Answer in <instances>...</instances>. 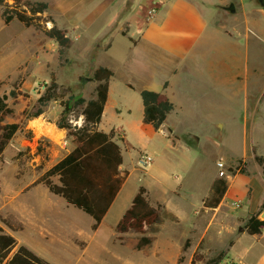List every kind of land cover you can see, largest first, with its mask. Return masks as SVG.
Returning a JSON list of instances; mask_svg holds the SVG:
<instances>
[{"label":"crops","instance_id":"obj_1","mask_svg":"<svg viewBox=\"0 0 264 264\" xmlns=\"http://www.w3.org/2000/svg\"><path fill=\"white\" fill-rule=\"evenodd\" d=\"M28 1L47 4L48 8L43 17L49 16L70 39V47L66 53L72 50L76 54L89 50L98 52L101 62L94 69L103 67L112 71L108 81L106 103L97 130L103 133L113 131L114 141L120 152L121 145L127 138L133 141L138 154L145 152L149 145L142 141V138L147 134L159 136L172 147L193 150L184 143L182 131L185 128H192L196 122L202 120L220 126L218 123L232 114L235 104L241 105L244 134L252 128L254 113L264 101V39L262 42L258 37L259 23L255 21L258 18H251L250 22L244 17L245 32L243 29L239 30L237 25L226 24L223 17L218 15V9L224 6L222 0H217L219 3H215V0H144L147 9H141L142 18L135 16L137 0ZM12 3L13 0H3V4H0V50L3 51L0 54L4 55L2 54L4 51L10 53L9 57L0 59V78L18 80L20 67L29 60L39 58L45 44L53 46L57 52L58 46L40 30L33 26L26 27L16 18L5 24L2 18L3 5L11 6ZM150 9H153L154 13L148 16ZM48 23L47 28H50L51 22ZM250 25L252 29L249 28ZM13 26L16 32L10 31ZM23 76L20 78L22 86L34 84L37 80L33 74ZM96 85L97 82L92 94L85 100L94 96ZM142 90L162 93L173 104V110L157 131L142 121L143 106L139 94ZM259 109L264 111L262 107ZM108 113L112 115L113 120L105 121ZM59 115L60 113L48 117L43 110L37 118H24V123L22 125L19 123L20 127L16 132L22 133L18 138L17 155L30 148L33 155L30 161L34 163V167L38 166L39 164L35 162L39 158L36 150L39 148L40 140L48 142L46 152H49L51 158L57 151L60 152L59 160L69 153L74 143L66 136L65 130L56 127ZM79 117L76 126L82 124V117ZM38 120L39 127L33 126L32 123ZM37 128L53 131L57 135V142L44 133L36 136ZM25 133H32L33 137L25 139ZM134 135L139 137L133 139ZM116 137H119V140ZM196 143L198 147V138ZM253 146L255 145H251L252 160ZM6 149L7 144L0 153V214L2 215L1 211L5 210L7 214L14 215L20 226L16 231L17 244L25 246L45 259L42 249L53 245L66 246L74 253L79 242L87 252L89 249L102 252L108 241L103 236L104 222L111 214H116L111 224L113 231L109 235V238L113 239L116 236L115 225L130 206L139 186L146 189L148 201L152 206L161 205L157 222L161 217L176 219L186 225L185 233L196 232L195 237L198 235V231L193 229V226L198 224L196 210L200 211L202 208L205 214L210 212L215 215L225 199L241 200L249 192L253 194L248 183L250 177L238 173L225 180L226 192L216 208L201 207L203 204L201 200L198 206L191 205L189 212L184 213L181 210L182 205L173 203L172 197L183 192L188 196L190 189L183 191L182 184L177 183L173 186L175 189H171L167 178L161 176L156 178V184L151 187L142 184L136 186L129 197H126L127 206L118 204L115 207L119 196L125 190L129 175L123 164L121 152L122 164L119 170L128 174L97 228L91 229L93 224L91 218L88 227L83 229L73 218L74 206L62 197L52 194L42 183H36L49 168L36 175L34 171L25 169V162L19 163V158L15 165H9ZM254 164L256 167H264L255 162ZM12 170L17 171L15 178L10 176ZM147 173L143 171L142 174ZM262 174L264 175V168ZM239 185L242 187L240 196L236 194ZM210 190L211 187L209 193ZM262 200L264 201V198L258 203ZM254 213L256 212L251 215ZM168 227L166 224L164 229ZM212 227V223L208 222L204 227L203 236H208L213 230L211 236L215 237L217 228ZM6 233L11 234L8 231ZM261 234L253 236L258 237ZM149 239L151 241L149 245H153L155 239L151 237ZM159 239L156 247H162L163 251L160 258L157 257L158 260L166 262V259L174 258L168 254L169 242L173 236L162 233ZM236 241L235 239L229 249L233 248ZM228 253L226 258L230 261L255 264L254 261L236 260L238 259L236 256L232 257ZM119 255L121 254L110 253L111 261L120 263ZM78 257L85 261V255L78 254Z\"/></svg>","mask_w":264,"mask_h":264},{"label":"rangeland","instance_id":"obj_2","mask_svg":"<svg viewBox=\"0 0 264 264\" xmlns=\"http://www.w3.org/2000/svg\"><path fill=\"white\" fill-rule=\"evenodd\" d=\"M214 2L217 3L218 1L215 0ZM222 2L224 6L218 9V15L223 17L226 24L237 25L239 30L243 29L242 31H244V17H247L250 22L252 21L251 18H258V20H255L259 23L258 37L263 42L264 7H260L257 0H222ZM230 4L234 7V13H230L225 9ZM142 8L147 9L145 1L137 0L135 16L142 18ZM48 18L50 17H44V22H42L45 27L49 25ZM13 28L10 31L16 32V28L14 26ZM249 28L252 29L251 25ZM251 35L252 33H250ZM44 48L39 58L33 61L29 60V62L20 67L21 71L18 73V80H10L6 77L0 78V96H7L6 103L12 109V114L4 118L3 122L0 123V128L3 124L21 123L22 125L24 118H29L37 107L36 101L38 97L50 84L51 73L58 85L57 92L62 94L65 99L69 95L87 99L92 94L95 82L90 81V78L94 67L101 62L98 52L89 50L82 54L80 52L76 54L72 50L59 59L57 49L53 46L45 44ZM0 52L3 51L0 50ZM2 54L4 55L0 54V59L10 56V53H6V51ZM29 74H33L37 80H35L34 84L22 86L20 78L24 77L23 75ZM11 90L20 95L12 98L9 95ZM261 107L262 109L264 108V101L259 105V108ZM259 108L254 113L252 128L250 127L251 129L245 134L242 129L244 117L240 104L233 105L232 114L223 121H220L218 123L220 126H215L213 122L202 120L196 122L192 128H185L182 131L183 139L193 144L196 142L194 136L198 138V147L193 148V150L172 147L168 142H165V140L156 135H144L142 141L149 145L144 153L152 158V164L143 168L144 171L148 172L146 175L142 174L143 171L138 164L137 159L139 154L135 149L133 141L127 138L125 143L121 145L124 159L123 164L129 171V175L126 179L125 190L119 196L115 207L118 204L119 206H127L126 197H129L136 186L142 184L151 187L156 184V178L163 176L167 178L168 186L171 189L174 188L173 186H176V183L177 185L182 184L183 191L190 189L188 196L183 192L178 196L174 195L172 197L174 199L173 203L181 204V210L187 213L191 205L198 206L201 200L203 202L205 196L209 193L211 185L217 178L221 177L226 180L235 174H241L240 171L242 169L245 170L243 174L250 177L248 183L252 189L250 186L249 189L253 191V194L249 192L241 200L225 199L215 215L210 212L205 214L202 208L200 211L196 210L195 214L197 215L198 224L193 226V229L198 231L197 237H195L196 232L194 234L190 232L189 234L185 233L186 225L180 223L178 220L161 217L157 224L156 222L154 223L156 224L155 226L152 224L145 229L144 235L148 238H154L155 243L138 249L136 243L140 235L132 231L122 235L121 240L117 238V234L113 239L109 238L110 233L113 231L111 224H113L116 215L113 213L104 222L102 228L103 236L108 240L107 246L102 252L92 249H89L87 252L79 242L74 250L75 254L66 246L53 245L52 247L42 249L47 261H57V263L52 264H207L210 259L215 258L221 252H226L227 255L229 251L228 254L238 258L236 260L254 261L255 264L259 262L260 264H264V230L261 236L258 237L247 235L243 231V225L248 215L261 211L263 200L260 203L258 202L264 198V175L262 174L264 167H256L251 156L252 144L255 145L253 146L255 154L264 156V125H262L264 123V111H260ZM43 110L47 113L48 117H54L61 112L58 102L54 101L43 107ZM134 112L136 111L134 110ZM133 114L136 117V114ZM79 118V109H75L71 113L70 121L73 125H77L76 123ZM111 118L112 115L108 113L105 121L113 120ZM36 122L39 123L40 120ZM40 133L42 132L36 129V136ZM44 134L57 142V135L53 131L49 130ZM188 134L194 136H188ZM21 135L22 133L20 132L16 133L7 143V156L6 154L5 156L9 165H15V161L19 158V163L25 162V169L28 168L37 175L43 173V171L53 166L59 160L60 152L57 151L52 158L49 157V152H46V148L49 146L48 142L40 140L39 158L35 162L39 165L34 167V163L30 161L33 159L32 152L29 150L30 148L22 152L23 156L22 154L17 155L18 138ZM32 137V133L24 134L25 139H31ZM138 137L139 135H134L133 139H137ZM116 138L119 140V137ZM239 160L241 161L240 164L238 163ZM27 162L29 164H26ZM218 162L222 163V169L218 168ZM220 170H222V176L219 174ZM16 173L17 171L12 170L10 176L15 178ZM50 179L53 183L58 182L56 176ZM238 188L236 194L240 196L242 187L239 185ZM234 202H239V205L235 207ZM202 206L203 204H201ZM73 209L75 211L73 218L78 226L83 229L87 228L91 217L79 209ZM1 213L2 216L11 215L7 214L5 210L1 211ZM11 216L14 218V222H16L15 216ZM208 222L212 223V228H217L215 230V237L211 236L213 230L209 232L208 236H203L204 227ZM166 224L169 226L168 229H164ZM13 225L16 226L15 224ZM3 228L16 238V231H10L6 227ZM162 233L173 236V239L169 242L171 246L169 245L168 254L174 258L166 259V262H160L157 258H160L163 251L162 247H156V244L160 240L159 236ZM235 239L237 240L235 245L232 249H229ZM112 252L121 254L118 257L120 263L111 261L110 253ZM78 254L85 255V261H81ZM226 255L220 264L230 261L226 258Z\"/></svg>","mask_w":264,"mask_h":264},{"label":"trees","instance_id":"obj_3","mask_svg":"<svg viewBox=\"0 0 264 264\" xmlns=\"http://www.w3.org/2000/svg\"><path fill=\"white\" fill-rule=\"evenodd\" d=\"M0 4H3V0H0ZM47 8L48 6L44 2L13 0L11 6L3 5L2 18L5 24L16 18L24 26H33L43 32L47 38L56 43L58 56L61 59L70 47V39L51 18H48V21L51 22L50 28L42 24L44 22L43 13ZM122 34L124 35L125 31ZM111 76V70L103 67L95 68L90 78V81L97 82L94 96L85 100L73 95H69L65 99L62 94L57 92L58 85L51 75L49 86L38 97L37 107L29 116V118H37L42 114L43 107L47 106L49 102L59 103L61 112L55 125L58 129L65 130L66 136L72 139L74 147L44 172L36 183H42L52 194L62 197L67 203L90 216L93 219L92 230H95L100 224L128 174L126 171L119 170L122 156L119 146L114 141L113 131L103 133L97 130L106 103L108 81ZM139 94L143 106V123L151 126L154 131L159 130L173 110V104L162 93L142 90ZM9 95L16 98L20 94L11 90ZM6 99V95L0 96V123L7 115L12 114V109L5 102ZM75 109H79V116L82 117L80 126L73 125L70 121L71 113ZM19 127V123L1 125L0 153ZM183 140L190 148H195L197 145V138L193 144ZM36 153H39V148ZM253 161L257 165L263 166L264 156L256 155L253 152ZM240 162L239 160L238 163L240 164ZM244 172L243 169L240 171L241 174ZM54 176L58 178V184L51 181L50 178ZM226 188V181L221 177L217 178L211 186L209 195L203 200V207L216 208L226 192ZM160 208L161 205L152 206L149 203L146 189L139 186L130 206L115 225L114 230L117 238L121 240L122 235L132 231L140 235L136 243L138 249L149 245L151 241L144 235L145 229L157 222ZM263 210L264 201L261 211L246 219L243 231L247 235H259L264 230V220L258 218ZM3 227L10 231H17L20 226L14 222L11 215L2 216L0 214V264H52L25 246L18 245L16 239L6 233ZM225 255L226 252H221L215 258L210 259L207 264H220Z\"/></svg>","mask_w":264,"mask_h":264},{"label":"built area","instance_id":"obj_4","mask_svg":"<svg viewBox=\"0 0 264 264\" xmlns=\"http://www.w3.org/2000/svg\"><path fill=\"white\" fill-rule=\"evenodd\" d=\"M153 13H154L153 9H150L147 14H148V16H151ZM137 161H138V164H139L140 169L142 171H144L143 168H146L152 164V158L144 152L139 153ZM217 166L219 169L223 168V165L220 162L217 163ZM219 174H220V176L223 175L222 170H220ZM234 205H235V207H237L239 205V202H234ZM223 264H245V263L225 261Z\"/></svg>","mask_w":264,"mask_h":264},{"label":"water","instance_id":"obj_5","mask_svg":"<svg viewBox=\"0 0 264 264\" xmlns=\"http://www.w3.org/2000/svg\"><path fill=\"white\" fill-rule=\"evenodd\" d=\"M258 4L260 5V7H264V0H257ZM225 9L227 11H229L230 13H234V7L232 4H230L229 6L225 7ZM260 220H264V210L260 213L259 215Z\"/></svg>","mask_w":264,"mask_h":264},{"label":"bare ground","instance_id":"obj_6","mask_svg":"<svg viewBox=\"0 0 264 264\" xmlns=\"http://www.w3.org/2000/svg\"><path fill=\"white\" fill-rule=\"evenodd\" d=\"M33 126H37V127H39L37 122L34 123ZM37 129H38L40 132H42V133H47V132H48V130H46V129H45V130H43V129L41 130L40 128H37ZM117 199H118V198H117Z\"/></svg>","mask_w":264,"mask_h":264}]
</instances>
